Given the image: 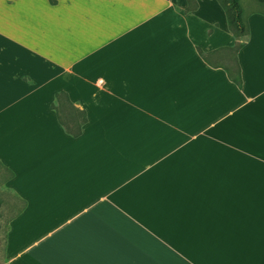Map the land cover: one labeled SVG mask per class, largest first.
Returning <instances> with one entry per match:
<instances>
[{
  "label": "crops",
  "instance_id": "crops-1",
  "mask_svg": "<svg viewBox=\"0 0 264 264\" xmlns=\"http://www.w3.org/2000/svg\"><path fill=\"white\" fill-rule=\"evenodd\" d=\"M52 1L0 0L6 264H264V11L246 13L238 88L216 0ZM59 91L86 113L77 138ZM172 178L201 183L180 231L148 201Z\"/></svg>",
  "mask_w": 264,
  "mask_h": 264
},
{
  "label": "rangeland",
  "instance_id": "rangeland-1",
  "mask_svg": "<svg viewBox=\"0 0 264 264\" xmlns=\"http://www.w3.org/2000/svg\"><path fill=\"white\" fill-rule=\"evenodd\" d=\"M40 1V2H39ZM43 0H35V4L41 6ZM41 3V4H40ZM240 7L242 8L244 13H247L248 10H263L264 4L259 0H238ZM18 28L24 29L25 26L30 27V29H44L42 24V19L40 17H19L18 19ZM40 50H42L40 44ZM48 51V50H47ZM19 55L21 60L27 62L28 59L31 61V64L41 63L40 58L34 57L32 58L25 50L22 48L19 49ZM36 66V65H35ZM68 115V112H65ZM70 120V118H68ZM3 172H0V178L2 177ZM151 181L147 183L149 185H153L154 179H147V181ZM163 187L161 188L159 184V179H157L156 189L154 192L148 191V201H154L157 203H161L163 208L161 211H158V214L162 213L163 218L171 219L174 218L176 222H178V227L176 231H180L183 226H186L188 223L187 218H191L190 214H187L188 210L184 205L185 195L182 188L186 186H195L198 187L201 185L198 180L195 182V179H186V178H172V179H162ZM194 180V181H193ZM250 184V181L248 182ZM154 187V185L152 186ZM9 198L6 197L5 193H2V188L0 187V264H6L5 255H4V236L7 230V222L9 220L11 204L9 203ZM149 213V212H148ZM179 214L180 216H174ZM148 216H150L148 214ZM174 222V223H176ZM163 229L174 230V227L163 225ZM185 227L183 232L186 230Z\"/></svg>",
  "mask_w": 264,
  "mask_h": 264
},
{
  "label": "trees",
  "instance_id": "trees-1",
  "mask_svg": "<svg viewBox=\"0 0 264 264\" xmlns=\"http://www.w3.org/2000/svg\"><path fill=\"white\" fill-rule=\"evenodd\" d=\"M185 12L194 11L196 3L194 0H185ZM264 4V0H259ZM50 4L52 0H48ZM222 9L225 18L226 26L230 34L237 40L233 47L227 49L229 53V66L224 67L228 79L238 88L241 87V76L237 64L236 54L242 46L240 41L248 35V26L246 22V13L243 12L238 0H216ZM199 56L205 61L206 56L197 50ZM49 109L54 111L56 120L64 133L71 138H77L81 135V128L86 123V113L83 110L76 108L68 99L63 91L54 93V101L49 105ZM68 112V115L65 114ZM70 118V120L68 119Z\"/></svg>",
  "mask_w": 264,
  "mask_h": 264
}]
</instances>
